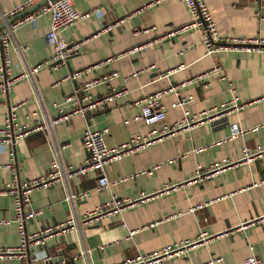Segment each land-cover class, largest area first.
Masks as SVG:
<instances>
[{"label":"crops","instance_id":"crops-1","mask_svg":"<svg viewBox=\"0 0 264 264\" xmlns=\"http://www.w3.org/2000/svg\"><path fill=\"white\" fill-rule=\"evenodd\" d=\"M22 2L0 0V13ZM206 3L221 36H264V20L257 15L258 10L264 14V0ZM75 4L82 11L101 8L60 33L68 41H80L79 49L65 64L43 66L33 79L18 80L7 92L0 91V125L5 122L9 105H17L19 122L34 123L38 117L56 116L55 102H63L77 85L113 71L115 76L90 92L100 97L112 88L123 91L97 108L90 121L77 114L57 124L52 133L34 131L13 148L0 149L1 185L14 177L31 180L42 176L55 157L65 165L83 163L89 155L83 139L88 126H108L106 144L115 146L131 136L171 126L184 109L193 113L220 107L234 95L244 106L167 133L106 166L109 179L157 164L151 172L100 188L98 173L89 170L75 174L67 183L58 180L34 189L30 208L41 212L27 220L28 232L63 222L68 227L44 245H30L29 253L46 249L55 260L64 258L67 264H118L188 239L192 244L185 252L165 259L164 264H209L213 256H221L215 264H242L249 255L264 259V155L216 170L203 181L190 180L197 165L205 169L217 160H237L243 155L244 145L253 149L264 143V125L218 142L231 133L233 124L246 128L264 121L262 54L240 48L206 53L199 30L186 27L192 15L182 0H75ZM117 20L110 30L100 32L105 23ZM50 23L51 15L44 13L35 21L15 27L9 50L14 73L52 54L47 37ZM172 30L176 32L170 35ZM1 56L0 43V61ZM215 65L218 71H212ZM88 66L93 67L77 79L67 77L71 71ZM161 90L165 117L151 123L134 118L140 112L138 101ZM176 101L185 102L174 105ZM205 144L210 145L195 151ZM171 184L175 187L159 192ZM70 190L88 193L69 201L66 195ZM155 191L157 195L135 202L120 213L111 212L92 221L85 217L112 194L136 198L142 192ZM199 203L203 206L197 207ZM14 215V197L0 193V218ZM71 218L74 224L69 223ZM131 230L134 232L129 234ZM19 245L17 223L0 224V246ZM82 250L88 251L81 254ZM0 264H24V260L18 250L12 256L0 257Z\"/></svg>","mask_w":264,"mask_h":264},{"label":"built area","instance_id":"built-area-1","mask_svg":"<svg viewBox=\"0 0 264 264\" xmlns=\"http://www.w3.org/2000/svg\"><path fill=\"white\" fill-rule=\"evenodd\" d=\"M39 1L41 0H24V2L18 4L7 12H1L0 22L2 20H7L8 16L17 14ZM182 1L186 4L192 15V21L186 27H194L199 30L201 34L200 41L204 44L206 53L211 54L227 48H240L242 50L260 52L264 59V36H221L208 8L206 0ZM95 11H101V8L97 7L94 10L82 11L77 8L75 0H46L43 5L19 17L11 23L7 29L1 30L0 43L2 47V56L0 61V91L3 93L7 92L9 88L18 80L33 79L38 70L43 66L48 68H57L59 65L65 64L69 60L70 56H72L79 49L81 42L68 41L62 37L60 33L68 26L76 24L80 20L89 17L92 12ZM44 13H49L51 15V26L47 33V37L51 41L53 52L42 62H39L22 72L14 73L11 67V56L9 53L13 31L19 24L35 21L41 14ZM257 15L260 21L264 20V14H261L260 10L257 11ZM117 24L118 20L107 22L101 27L100 32H106ZM175 32L176 30H172L170 35H173ZM100 63L95 64V66H99ZM92 67L93 66H88L83 69L71 71L68 73L67 77L77 79ZM218 67V65H215L212 68V71H218ZM116 74L117 73L113 71L91 79L83 84L77 85L74 88L73 93L68 95L63 102L54 103L58 109V114L56 116L50 118L38 117L34 123L17 121L18 107L17 105H9L5 114V122L3 125H0V149L5 148L6 146L13 148L18 141L26 138L34 131L47 130L49 133H52L57 124L68 121L77 114L90 121L93 118V112L97 108L107 102L113 101L123 91L122 89L112 88L111 92L100 97H96L90 92V90L97 84L105 82ZM163 93L164 90H161L143 96L138 101L140 104V112L136 114L134 118H141L147 123L163 119L165 117L164 104L161 101ZM183 102L185 101H176L173 104H183ZM243 106L244 103L240 102L238 97L234 95L220 107L206 108L193 113H191L188 109H184L182 117L179 120H176L171 126L163 127L160 130L151 129L146 134L131 136L127 140L115 146H108L106 144L105 134L109 131L108 126H104L100 129H93L91 126H88L85 129L83 139L86 148L89 150V155L83 163L77 166L65 165L60 157H55L51 160L50 170L38 178L20 180L18 177H14L5 184H0V193L11 194L14 197L15 202L14 217L0 218V224H7L11 221H15L20 234V245L16 247L0 246V257L3 258L6 256H12L19 250L24 260V264H42V261L47 262L48 264H67V261L64 258L62 260H55L54 255L46 251V249H41L34 255L30 254L28 251L30 245H44L50 237L63 233L68 227V224L63 222L49 225L33 232H28L26 226L27 220L41 212V209L35 210L30 208L31 194L34 189L41 186H48L52 182L58 180L67 183L75 174H84L89 170H94L98 173L100 188L126 181L136 177L140 173L151 172L152 168L157 166V164L152 165V167L141 168L109 179L106 175V166L112 161L118 160L123 156L135 152L136 150L144 148L152 141L162 138L167 133L184 127H194L196 124L204 120L214 119L230 110L240 109ZM263 125L264 121L255 123L246 128H240L233 124L231 133L227 137L218 140V142L234 138L239 134L243 135L247 132L255 131ZM209 145L210 144L198 146L195 148V151L203 150ZM11 152L14 153V150L12 149ZM262 155H264V143L253 149L248 145H244L243 155L239 159L229 160L225 158L217 160L209 164V166L205 169L201 168L200 165H197L194 172L190 175V180L203 181L216 170L237 164L239 162H250ZM172 160H174V158H172ZM9 165L11 166V164ZM173 187H175V184L166 185L163 189H160L159 192H165L169 190V188ZM87 193V190H70L66 195V199L69 201H75L78 197L87 195ZM156 193L157 191L150 194L142 192L136 198H122L118 197L116 194H112L108 201L102 202L92 210H89L85 214V217L87 221H92L111 212L120 213L129 205H132L135 202L143 201L149 197H153L157 195ZM202 206V203L197 204V207ZM69 223L74 224L75 219L71 218ZM133 232L134 231L131 230L129 231V234H132ZM190 244H192V240L185 239L181 242L166 245L148 253H140L126 258L118 264H164L165 259L182 255ZM87 251L88 250H82L80 253L84 254ZM220 260L221 256H213L208 260V263L215 264ZM242 264H264V259L256 255H249L243 260Z\"/></svg>","mask_w":264,"mask_h":264},{"label":"water","instance_id":"water-1","mask_svg":"<svg viewBox=\"0 0 264 264\" xmlns=\"http://www.w3.org/2000/svg\"><path fill=\"white\" fill-rule=\"evenodd\" d=\"M46 2V0H41L39 2H37L36 4L30 6L29 8L15 14L14 16H12L11 18L2 21L0 23V31L2 30L3 27L10 25L11 23H13L16 19H18L19 17L25 15L26 13L35 10L36 8H38L39 6L43 5ZM61 257V256H60Z\"/></svg>","mask_w":264,"mask_h":264}]
</instances>
